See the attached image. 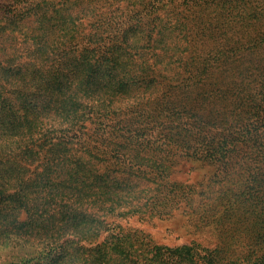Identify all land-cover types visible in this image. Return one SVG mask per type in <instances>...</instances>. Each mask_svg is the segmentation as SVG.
Masks as SVG:
<instances>
[{
    "label": "trees",
    "instance_id": "1",
    "mask_svg": "<svg viewBox=\"0 0 264 264\" xmlns=\"http://www.w3.org/2000/svg\"><path fill=\"white\" fill-rule=\"evenodd\" d=\"M74 1L41 10L50 50L11 67L0 49V264H221L218 246L152 245L106 220L134 198L132 175L166 176L165 158L222 172L248 151L258 167L231 206L257 212L264 38L247 34L264 19L227 0L212 17L207 0ZM76 5L97 13L69 37L60 27ZM250 241L234 262L264 264V235Z\"/></svg>",
    "mask_w": 264,
    "mask_h": 264
},
{
    "label": "rangeland",
    "instance_id": "2",
    "mask_svg": "<svg viewBox=\"0 0 264 264\" xmlns=\"http://www.w3.org/2000/svg\"><path fill=\"white\" fill-rule=\"evenodd\" d=\"M127 1L124 0L125 3ZM133 1L140 3L142 0ZM72 2L75 1L0 0V49L10 55L8 60L11 67L25 63L31 52L35 59L41 51L50 50V42L52 46H56L52 35L47 39L42 35L45 22L41 10L45 9L50 16L56 9L62 8V4ZM227 2V6L235 7L237 16L264 19V0ZM206 3L211 7L203 14L214 16L212 11L216 1L207 0ZM80 7L76 5L74 14H78ZM96 7L104 8L106 5L97 4ZM96 13L97 10L84 16L83 10L76 16L73 14L72 18L65 20L60 31L70 29V32L65 33L69 37L76 31H89L90 21L95 19ZM262 23L257 28L258 35L255 34L256 29L247 35L264 38V22ZM65 31L66 29L63 33ZM261 48L264 50V44ZM34 62L37 63L35 60ZM170 160L171 158H165L161 165V171H165L166 176H159L157 168L153 176H117L131 181L130 193L134 198L130 200V197L125 196L124 207L119 211L122 214L116 218H108L106 222L114 221L125 232L134 231L152 245L166 248L192 243L205 248L218 246L224 258L221 264H239L234 261L237 258L243 260L248 253L246 245L250 240L253 238V241L260 242L264 235V203L258 204L255 214H249V204L241 208L231 206L234 196L241 202L247 199L253 180L252 173L258 167V160L249 151L241 152L222 172L210 165L179 158L177 155L171 162ZM223 198L225 200L220 203L219 200ZM130 208L133 213H128ZM21 219H24V215H21Z\"/></svg>",
    "mask_w": 264,
    "mask_h": 264
}]
</instances>
